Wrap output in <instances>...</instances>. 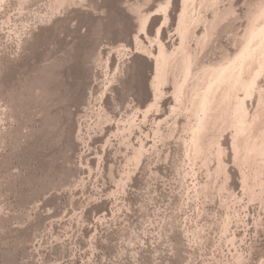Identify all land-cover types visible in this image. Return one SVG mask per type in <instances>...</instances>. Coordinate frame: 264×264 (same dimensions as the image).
Instances as JSON below:
<instances>
[{
    "label": "rangeland",
    "instance_id": "1",
    "mask_svg": "<svg viewBox=\"0 0 264 264\" xmlns=\"http://www.w3.org/2000/svg\"><path fill=\"white\" fill-rule=\"evenodd\" d=\"M197 1L0 0V264H264V0Z\"/></svg>",
    "mask_w": 264,
    "mask_h": 264
},
{
    "label": "bare ground",
    "instance_id": "2",
    "mask_svg": "<svg viewBox=\"0 0 264 264\" xmlns=\"http://www.w3.org/2000/svg\"><path fill=\"white\" fill-rule=\"evenodd\" d=\"M196 1H197V0H196ZM207 1H208V0H207ZM212 1H213V0H212ZM215 1L217 2V0H215ZM215 1H214V2H215ZM218 1H220V0H218ZM197 2H198V3H197L198 6H199V0H198ZM203 2H205L206 4L209 3V2H206V0H205V1L203 0ZM216 2H215V3H216ZM210 3H211L212 5H214V6H215L216 4L218 5V3L214 4V3L211 2V1H210ZM210 3H209V4H210ZM197 4H196L195 6H197ZM201 5H203L202 1H201ZM212 5H211V6H212ZM214 6H212V7H214ZM215 7H216V6H215ZM201 8H202V6H201V7L199 6V10H200ZM197 11H198V7L196 8V12H197ZM195 17H196V16H195ZM205 18H206V17H205ZM206 19H207V18H206ZM258 29H259V28H258ZM258 29H257V30H258ZM259 30H260V31H264L263 29H259ZM259 30H258V31H259ZM206 32H207V31H206ZM254 33H255V31L253 32V34H251V36L253 35L252 37H258V38H253V40L255 39V42L258 41V40L262 41V39H260L261 37L264 39V37H263L264 32H259L260 34H259L258 32H256V33H258V36H257L256 33H255L256 36H254ZM262 33H263V34H262ZM206 34H207V33H206ZM260 35H261V36H260ZM206 36H207V35H206ZM259 36H260V37H259ZM206 38H207V37L204 36L203 39L206 40ZM251 40H252V38H251ZM249 41H250V39H249ZM260 41H258V43L256 42L257 44H260L259 46H258L257 44H255V43H253L254 41L250 42L252 45L250 44V46H249V44H247V46H249L250 50H252V49H251V46H253V44H255L257 47H260L259 49L264 48V47L261 46V44L264 46L263 42L260 43ZM248 43H249V42H248ZM247 46H246V47H247ZM253 47H254L253 49H254V51H255L253 54H255V53H256V50H259V49H258V48H255V46H253ZM246 49L248 50V47H247ZM248 51H249V50H248ZM245 53H248V52H245ZM245 53L243 52V54H245ZM243 54H242V55H243ZM253 54H251L250 56L253 57ZM255 56H256V54H255ZM260 57L262 58V56H260ZM263 58H264V57H263ZM263 58H262V60H263ZM183 59H184V58L182 57V60H183ZM252 59H253V58H251V59H247V60H249L250 65H252V64L254 65V63L256 64V62L254 61V59H253V60H252ZM182 60H181V61H182ZM184 60H185V59H184ZM247 60H245V63H244V64H246V63L248 62ZM250 60H252V62H251ZM253 61H254V63H253ZM249 62H248V63H249ZM241 64H243V62L240 60V62H239L238 65H241ZM244 64H243V65H244ZM224 66H227V65H226V64L222 65V66H221L222 68L220 67L218 70L215 71V73H212L213 75L211 74V75H212V78H213L215 75H216V77L218 78V80H217L216 82H215V80H216L217 78L215 77L216 79H215V78L213 79V81H214L215 83H218V85H221V83H222V85H221L222 87H223V84H225V85H224L225 88H224V87H223V88L221 87L222 89H220V86H218V85L216 84V85L219 87V91H220V92H216V97H215V98H217V99L214 98V99H215L214 102H217V104H216L217 106H216V107H217V108L219 107L218 110H217V111H218V112H217V113H218L217 116H218L219 113L222 111V108L224 109V107H225V106H224V104H225V103H224V100L228 97L227 93L229 94L228 91H224L225 89H226V90L229 89L228 86H226L227 80H226V82H223V81H224L225 79H227L228 76H229V75L227 74V78H226V73H225V72H228V71H229V70H228L229 68L226 67V69H227L228 71H227V70L225 71V70H223V67H224ZM238 67H240V66H238ZM224 68H225V67H224ZM249 69L252 71L251 68H249ZM249 69H248L247 72L250 71ZM221 70H223V72H224L225 74H223V72L221 73ZM251 71H250V72H251ZM216 72H217V73L219 72L220 74H219V73L216 74ZM250 72H249V73H250ZM228 73H229V72H228ZM253 73H254V72L252 71L251 74H253ZM221 74L225 75V76H224L225 78H224L223 76H221ZM220 76H221V78H222L221 81L219 80V79H220ZM223 79H224V80H223ZM218 81H220L221 83H219ZM245 82H246V86H248V85L250 84V83H249V80H248V81L246 80ZM242 83H244V82H242ZM244 84H245V83H244ZM247 84H248V85H247ZM227 85H228V84H227ZM222 90H223V93L225 94V96H224L225 99L222 98L223 95L220 94V93H222ZM148 91H149V88H148L147 92H148ZM217 91H218V90H217ZM225 92H226V93H225ZM148 93H152V92H151V89H150V92H148ZM217 93H219L222 97H221L220 95H218ZM150 95H151V94H149V96H150ZM152 95H153V94H152ZM234 95L237 96L238 94L235 93ZM238 96H239V95H238ZM219 97H220V98H219ZM221 98L223 99L222 102H221V100H222ZM204 99H206V98H204ZM218 99H219L220 101H219ZM205 102H206V101H205ZM205 102L203 101V103H205ZM218 102H219V103H218ZM220 102H221V104H222L223 107H222V106H218V104L221 105ZM225 102H226V101H225ZM206 103H207V102H206ZM223 103H224V104H223ZM226 104H227V103H226ZM205 107H206V106H205ZM205 107L203 106V108H202L204 111H205V109H206ZM220 108H221V109H220ZM227 109H228V105L226 106V108H225L223 111L225 112V111H227ZM219 110H220V112H219ZM225 113H226V112H225ZM225 113H224V114H225ZM227 113H228V111H227ZM227 113H226V114H227ZM220 114H221V117H219L220 115L218 116L219 118L216 116V117L218 118V120H219L220 118H222V116H223V115H222V114H223L222 112H221ZM216 117H215V119H214V122H213V121H212V122H213L214 124L216 123L215 125H216V127H217L218 125L222 124L224 120H222V123H221V121H218V120H217V121H218V122H217V121H216ZM262 118H264V115H262ZM217 123H219V124L217 125ZM214 124H213V126H215ZM224 124H225V123H223L222 125H224ZM220 127H221V129L218 128V127H217V128L220 129V130H222L223 128H222L221 125H220ZM223 127H226V124H225V126H223ZM203 142H204V141H203ZM203 142H202V143H203ZM210 143H211V142H210ZM208 144H209V142H208V143H205V142H204L203 145H202V144L200 145V148H201V147L203 148V149H200V150H201V151H204V152H201V153H205V149H206V148H207V149H206V153H207V150H208ZM205 145H206V146H205ZM204 146H205L206 148H205ZM204 148H205V149H204ZM209 149H210V148H209ZM209 152H210V151H209ZM205 157H206V156H205Z\"/></svg>",
    "mask_w": 264,
    "mask_h": 264
},
{
    "label": "snow or ice",
    "instance_id": "3",
    "mask_svg": "<svg viewBox=\"0 0 264 264\" xmlns=\"http://www.w3.org/2000/svg\"><path fill=\"white\" fill-rule=\"evenodd\" d=\"M118 23H120L119 20H116V19L113 20V24H118Z\"/></svg>",
    "mask_w": 264,
    "mask_h": 264
}]
</instances>
